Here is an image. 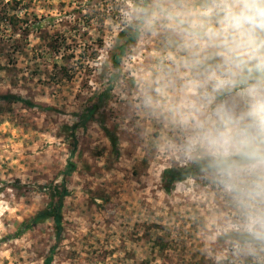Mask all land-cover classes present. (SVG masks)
<instances>
[{"label":"rangeland","instance_id":"374dc122","mask_svg":"<svg viewBox=\"0 0 264 264\" xmlns=\"http://www.w3.org/2000/svg\"><path fill=\"white\" fill-rule=\"evenodd\" d=\"M212 7L0 0V264H264V227L253 224L264 199L227 191L202 139L220 126L219 107L223 122L247 123L242 93L257 76L235 66L231 75L225 37L207 34L219 28ZM213 74L238 83L217 91ZM94 105V120L73 131ZM63 185L60 240L52 218L10 238Z\"/></svg>","mask_w":264,"mask_h":264},{"label":"clouds","instance_id":"9594fccd","mask_svg":"<svg viewBox=\"0 0 264 264\" xmlns=\"http://www.w3.org/2000/svg\"><path fill=\"white\" fill-rule=\"evenodd\" d=\"M210 11L219 17V28H209L207 34L211 40L225 37L222 46L226 51L221 55L231 75H236L231 72L235 66L257 76L242 93L251 99L239 118L247 123L241 126L223 122V108L219 107L216 115L220 126L213 124L205 129L202 139L227 191L244 192L252 200L264 199V0H213ZM229 34L233 37L231 43L226 38ZM213 78L217 91L238 83L215 74ZM196 87L190 84L189 91L194 93ZM244 176L254 177L246 190L240 187ZM253 224L264 227V216L255 217Z\"/></svg>","mask_w":264,"mask_h":264},{"label":"trees","instance_id":"16d2710c","mask_svg":"<svg viewBox=\"0 0 264 264\" xmlns=\"http://www.w3.org/2000/svg\"><path fill=\"white\" fill-rule=\"evenodd\" d=\"M138 37H139V32L135 31V33H133L132 35H128L126 39H124L123 45L119 47V53L115 54L114 56V66L116 68H118L121 62V59L124 54L125 46L131 42H135L138 39ZM113 82L114 80H112L111 87L114 84ZM11 98H15V97H12V96L4 97L5 100H11ZM22 102L26 105L34 106L32 103H29L27 101H22ZM97 106L98 105H94L93 107L86 109L85 111H83L81 114L78 115V122L72 127L73 131L77 130L78 128H85L88 122L94 120L95 109L97 108ZM75 151H76V147L73 149V152L68 161V164L63 171L64 178L71 176L75 171V165L73 163V157H74ZM168 173L171 176L167 175L168 177L166 178L168 179L169 182H172L174 178H179V180H181L184 177L191 176L192 171L187 170V171H182L181 173H173L172 171H168ZM65 194H67V189H65V185H63L62 191H60V193L57 195V202L55 203V205L49 207L44 212H41L35 215L26 226H23L18 233L11 235L10 238H18L21 236V234L27 232L28 230L32 229L36 225L43 223L46 220L52 218L56 225L57 238L58 240H60L62 236V232H63V228L61 225V219H62L61 210L63 207L64 197L66 196ZM46 264H51V259H48Z\"/></svg>","mask_w":264,"mask_h":264}]
</instances>
